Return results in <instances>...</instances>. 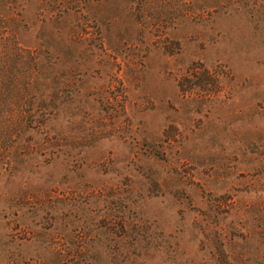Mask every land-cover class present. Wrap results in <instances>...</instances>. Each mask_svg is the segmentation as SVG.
I'll list each match as a JSON object with an SVG mask.
<instances>
[{
    "label": "rangeland",
    "instance_id": "obj_1",
    "mask_svg": "<svg viewBox=\"0 0 264 264\" xmlns=\"http://www.w3.org/2000/svg\"><path fill=\"white\" fill-rule=\"evenodd\" d=\"M216 1L0 0V264H264V0Z\"/></svg>",
    "mask_w": 264,
    "mask_h": 264
},
{
    "label": "trees",
    "instance_id": "obj_2",
    "mask_svg": "<svg viewBox=\"0 0 264 264\" xmlns=\"http://www.w3.org/2000/svg\"><path fill=\"white\" fill-rule=\"evenodd\" d=\"M215 3H217L216 0H181V5H182V14L183 16H190V17H204L207 14L211 13V9L210 8H216ZM192 5H195L196 11H189L188 8L192 7ZM185 7V8H184ZM189 8V9H190ZM194 9V7H193ZM210 9V10H208Z\"/></svg>",
    "mask_w": 264,
    "mask_h": 264
}]
</instances>
